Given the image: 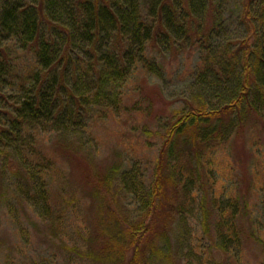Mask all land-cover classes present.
I'll use <instances>...</instances> for the list:
<instances>
[{
    "label": "rangeland",
    "instance_id": "1",
    "mask_svg": "<svg viewBox=\"0 0 264 264\" xmlns=\"http://www.w3.org/2000/svg\"><path fill=\"white\" fill-rule=\"evenodd\" d=\"M210 1L213 14L217 5L223 12L216 46L248 36L245 0ZM152 40L149 55L161 66L160 75L138 66L124 83L116 113L91 105L82 120L68 121V128L56 124L35 133L53 158L45 173L47 200L35 194L33 178L19 166L24 158L12 151L0 156V264H130L132 257L133 264L144 259L145 264H264L260 113L251 112L227 142L205 153L211 165L202 169V177L209 173L212 181L194 188L181 213L175 196L174 213L173 207L141 210L139 195L124 185L123 173L133 166L144 188L155 181L168 120L197 94L198 46L184 39L168 45L160 37ZM13 53L17 79L32 67V56ZM13 86L17 90L19 83ZM206 97L209 105L216 103L212 95ZM136 102L144 111L133 109ZM228 200L236 202L240 239L224 247L219 221ZM141 222L148 227L134 232Z\"/></svg>",
    "mask_w": 264,
    "mask_h": 264
},
{
    "label": "trees",
    "instance_id": "2",
    "mask_svg": "<svg viewBox=\"0 0 264 264\" xmlns=\"http://www.w3.org/2000/svg\"><path fill=\"white\" fill-rule=\"evenodd\" d=\"M219 6L213 14L210 0H0V156L12 151L24 158L19 166L33 178L35 194L47 200L45 173L53 158L35 133L56 124L68 128L91 105L116 113L124 83L138 66L160 75L149 55L152 39L163 38L165 45L184 39L200 50L194 102L168 120L155 181L144 188L134 166L122 178L139 195L141 210L173 207L174 213L175 196L181 213L194 188L212 181L209 173L202 177L211 165L205 153L227 142L251 112L264 118V0L243 2L250 33L222 46L214 44L223 22ZM14 50L32 56V67L17 79ZM207 95L216 103H206ZM132 107L144 111L143 103ZM227 202L219 221L224 247L240 239L236 202ZM147 227L141 222L134 232Z\"/></svg>",
    "mask_w": 264,
    "mask_h": 264
}]
</instances>
